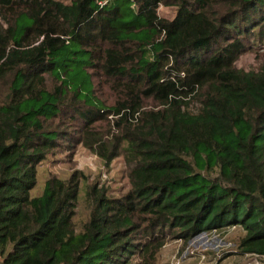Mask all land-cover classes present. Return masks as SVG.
Here are the masks:
<instances>
[{"label":"trees","instance_id":"16d2710c","mask_svg":"<svg viewBox=\"0 0 264 264\" xmlns=\"http://www.w3.org/2000/svg\"><path fill=\"white\" fill-rule=\"evenodd\" d=\"M120 1L0 0V264H156L170 239L231 229L264 256V67L237 66L264 42V0H125L132 21ZM74 140L124 156L131 184L89 186L79 227L84 176L31 195Z\"/></svg>","mask_w":264,"mask_h":264},{"label":"rangeland","instance_id":"374dc122","mask_svg":"<svg viewBox=\"0 0 264 264\" xmlns=\"http://www.w3.org/2000/svg\"><path fill=\"white\" fill-rule=\"evenodd\" d=\"M119 5L126 15V20L132 21L135 11L132 3L121 0ZM159 13L162 17L172 19L176 14L175 7L160 6ZM84 59H88L86 56ZM85 60V61H86ZM240 69L246 71L258 70L264 67V42L255 49L243 55L237 63ZM99 98L104 101L111 102L112 91L109 85H106L104 90L99 93ZM107 125L102 132H105ZM74 172H77L81 178L79 188L78 208L74 223L79 227L85 222L89 216L90 206L86 197L88 187L92 184H98L107 192V196L119 197L125 195L130 189L131 184L128 177V168L124 156L116 158L110 166L104 165V162L95 155L92 151L86 148L82 143H76L75 140L69 146H65L58 151L51 153L48 158L38 168V179L35 189L31 192L33 197L40 196L43 192L46 181L51 176H56L62 180L69 179ZM227 242H231L236 246V238L243 233L239 229H231L225 233ZM191 241L185 243L181 240L170 239L160 250L156 264H172L173 259L183 258V264H215L219 258L213 253H208L207 256H201L200 253L191 255L188 251ZM215 244V243H214ZM216 258V259H214ZM248 254L242 253L241 250L233 248L227 252L220 263L225 262L246 263L253 259Z\"/></svg>","mask_w":264,"mask_h":264},{"label":"built area","instance_id":"2783aa9c","mask_svg":"<svg viewBox=\"0 0 264 264\" xmlns=\"http://www.w3.org/2000/svg\"><path fill=\"white\" fill-rule=\"evenodd\" d=\"M215 243V244H214ZM234 244L227 242L225 237L220 236L217 232L212 233H202L193 240H191L190 247L187 252L191 255L200 253L201 256H206L208 253H213L218 257L222 253H227L233 250ZM250 257H254L251 261L246 263H234V262H225V264H264V256L257 254H248ZM183 258L175 257L172 264H183ZM200 264H204L201 262ZM215 264H218L217 262Z\"/></svg>","mask_w":264,"mask_h":264}]
</instances>
